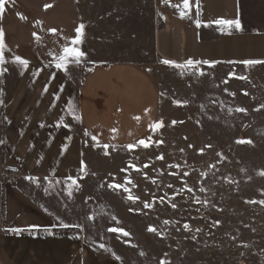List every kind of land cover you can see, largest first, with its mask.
Here are the masks:
<instances>
[{"label": "rangeland", "instance_id": "1", "mask_svg": "<svg viewBox=\"0 0 264 264\" xmlns=\"http://www.w3.org/2000/svg\"><path fill=\"white\" fill-rule=\"evenodd\" d=\"M73 2L80 24L85 25L80 48L86 55L78 66L62 71L80 85L102 66L140 67L157 91L155 123L162 121L163 126L132 143L107 144L112 147L105 155L77 120H64L78 131L79 140L69 147L62 168L78 178L80 187L69 196L66 177L46 182L41 206L62 203L53 212L80 225L89 251L106 254L118 264H160L161 259L171 264H264V205L249 203L264 200V175H260L264 172V64L247 70L228 63L214 68L200 65L206 75H181L179 69L162 64L165 59L158 58L154 49L155 31L165 25L169 14H178L176 8L161 0ZM241 11L243 31L264 29V0H241ZM2 67L6 70L0 75V141H4L0 186L13 181L7 174L17 170L7 160L3 119L22 71L13 62ZM233 70L247 79L229 78ZM176 100L186 103L177 105ZM149 137L147 148L126 147L142 139L148 142ZM63 154H58V161ZM81 161L86 173L80 172ZM150 226L156 231H148Z\"/></svg>", "mask_w": 264, "mask_h": 264}, {"label": "crops", "instance_id": "2", "mask_svg": "<svg viewBox=\"0 0 264 264\" xmlns=\"http://www.w3.org/2000/svg\"><path fill=\"white\" fill-rule=\"evenodd\" d=\"M171 3L180 4L181 0ZM190 3V19L169 14L165 25L155 31L158 58L177 63L190 58L220 63L264 60V29L245 32L233 28L227 34L214 24L197 28L195 0ZM201 7L203 22L238 18L243 25L241 0H201ZM18 13L26 19H20ZM36 21L43 24L37 26ZM78 25L73 0H10L0 19L10 50L4 53L6 60L12 62L13 55H18L29 61L27 68L21 65L19 83L3 119L7 160L17 169V177L0 186V264H118L106 254L89 251L80 228L59 227L61 220L70 224L61 212H53L62 203L53 201L44 207L40 202H45L46 182L69 175L62 163L69 147L79 140L78 131L59 124L61 118L77 120L79 116L82 129L101 143H132L156 121L157 91L144 70L131 63L99 67L80 85L73 83L55 67L49 52L59 54L61 36L73 38ZM44 29H57L59 34L53 36ZM34 32L43 37L40 44ZM145 109L150 111L146 114ZM137 116L139 122L133 118ZM114 128L115 133L111 131ZM59 153L63 154L60 161ZM26 177L37 179L33 182ZM12 228L29 230L17 234L8 231Z\"/></svg>", "mask_w": 264, "mask_h": 264}, {"label": "snow or ice", "instance_id": "3", "mask_svg": "<svg viewBox=\"0 0 264 264\" xmlns=\"http://www.w3.org/2000/svg\"><path fill=\"white\" fill-rule=\"evenodd\" d=\"M10 2V0H0V19H2L3 14L5 13V5L8 4ZM11 2L14 3V0H11ZM162 3L166 4V5H170L174 8H176L178 10V15L180 19H185V18H191V12H192V5L190 3V0H181L180 4H172L171 0H161ZM195 8H196V19H195V25L197 28H200L203 24L204 27H210L211 25H216L218 30L221 31L222 33L227 32V34H231V30L233 28H235L236 30H242V26L241 23L239 21V19H225V18H216L215 20L209 21V22H203L201 19L202 16V7H201V0H195ZM48 7H51V5H45V8L47 9ZM20 19H26L25 16L19 14ZM43 22L42 21H36V25L40 26L42 25ZM84 28L85 25L83 23H81L80 25H78L75 29V36L73 38H67V37H62L61 39L63 40V43L61 44V50L59 54H56L55 52L50 51L49 55L53 57V61L55 62V67L59 70H63L65 72L68 71V68L70 65H76L78 66L82 60L85 58V53L81 50L80 45L83 42V36H84ZM44 31L51 33L53 36H57L58 30L57 29H44ZM4 31L3 28L0 27V75L3 74V71H5L6 69H4L2 66L7 63L8 61L5 58L4 53L6 51H10L9 49H7V46L4 42ZM33 37L36 40L37 44H40L43 40V37L38 35L37 33H33ZM12 62L13 63H18L20 65H22L24 68H27L29 65V61L26 59H23L22 57L18 56V55H13L12 58ZM162 64L165 65H169L173 68L179 69L180 70V74L184 75L185 72H194L195 74L199 75V76H203L206 75V73L203 71V69L200 67V65H208V67L210 68H214L215 65L217 63H220V61H208V60H194V59H188L186 61H184L183 63H177L176 61L173 60H162L161 61ZM228 63L231 64H243L245 66V69H249L252 68L256 65H261L264 64V60H254V59H249V60H243V61H228ZM46 67L48 65H45ZM34 74H38V73H34ZM235 77L237 79H241V80H246L247 76L244 75H237V73L235 72V70L231 71L229 73V78ZM228 81L225 80L224 83H227ZM45 91H47V89L45 88ZM227 91V90H226ZM163 95V93H162ZM231 95H235L234 93H231ZM58 98V97H57ZM0 103H2V101H0ZM175 104L177 105H181L182 103H186L176 100L174 101ZM261 107H264V105H261ZM69 110L70 111H74L71 107V105H69ZM150 110L149 109H145V113L147 114ZM229 111H232L231 109H229ZM236 111L239 112H246V109L243 108H237ZM77 120L80 119L79 116L75 117ZM135 120H137V122H139L140 117H133ZM176 121H173V124H175ZM59 124H64L63 118L60 119ZM65 127H67V125H64ZM162 121L161 122H156L153 124H150L149 127L155 131L156 129H158L159 127H162ZM112 132H116L117 129H112ZM89 133H85V135H88ZM93 140L95 141L94 143V147H103L104 154L108 155V148L112 147L110 145L104 144L101 145L99 143V141L97 140V138L95 136H93ZM151 142V137L148 138V142H146L145 140H140L138 142L137 145H133V144H129L126 145V147L128 149H132L134 147H137L139 145H143L145 148H147L149 146V143ZM0 143H4V141H0ZM237 143H251V141H243V140H238ZM210 147V146H209ZM66 150V146L65 149ZM203 150H201L202 152ZM162 158V157H161ZM86 164L81 161V168H80V172L81 173H86ZM134 167V166H133ZM176 167H179L178 165ZM260 175H264V172H261ZM26 179H29L33 182H36L37 178L34 177H26ZM47 179V178H46ZM79 179H83V176H80ZM60 181H57V183H59ZM70 182V183H69ZM155 182V181H153ZM64 183L66 184L67 188H68V194L69 196H71L72 194V190L73 189H78L80 187L79 183H78V178L76 177H72V176H68L65 178ZM128 183H131L130 180H128ZM109 187H123V185H109ZM201 191H204L203 188L200 189ZM124 191L125 192H129V189L127 187H124ZM189 191H191V189H189ZM129 199H133V197L131 196V194L129 195ZM249 203H259L261 205H264V200L261 201H249ZM151 205H149L148 203H145V207H150ZM173 207H175V205H173ZM91 219V217H90ZM113 219L115 220L116 218L113 217ZM117 223H119V221H117ZM165 223L167 224L168 221H165ZM217 224L219 223L218 221L216 222ZM31 227H36V226H31ZM59 227L61 228H80L79 224H68L65 223L64 221H60L59 222ZM184 228L187 230L189 229V225L185 224ZM29 229H20V228H12V229H8V231L14 232L19 234L21 231H28ZM46 231H49L46 229ZM109 231L111 232H116L118 234H122L123 236H129L130 234L127 233L126 231H124L121 228H110ZM148 231L150 232H155L156 229L153 227H149ZM199 231V230H198ZM101 248L104 247V245H100ZM105 251H110L109 249H105ZM143 255V253H141ZM113 255L115 256V253H113ZM167 256V253H165V257ZM116 259H120V257L115 256ZM160 264H171L170 261L166 260V259H161Z\"/></svg>", "mask_w": 264, "mask_h": 264}, {"label": "built area", "instance_id": "4", "mask_svg": "<svg viewBox=\"0 0 264 264\" xmlns=\"http://www.w3.org/2000/svg\"><path fill=\"white\" fill-rule=\"evenodd\" d=\"M16 177H17L16 174H11V173L7 174V178L10 179V180L13 179V178L15 179Z\"/></svg>", "mask_w": 264, "mask_h": 264}]
</instances>
